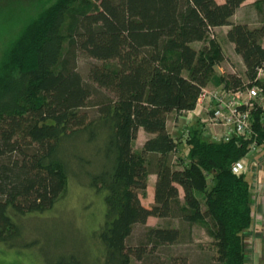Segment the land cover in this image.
<instances>
[{"label": "trees", "instance_id": "16d2710c", "mask_svg": "<svg viewBox=\"0 0 264 264\" xmlns=\"http://www.w3.org/2000/svg\"><path fill=\"white\" fill-rule=\"evenodd\" d=\"M244 1L54 0L20 24L0 50V243L28 247L33 240L21 219L50 210L75 183L103 205L90 234L95 247L86 244V256L53 253L46 264L144 260L180 236L178 227L156 226L144 241L129 242L133 227L150 216L205 224L219 264H245L252 192L248 172H233L231 163L245 155L251 138L210 141L199 124L178 137L167 130L169 114L193 109L209 83L264 88L257 78L264 12L257 26L230 22ZM225 25L245 79L215 73L225 58L208 35ZM79 52L114 63H91L86 81L76 68ZM98 88L111 96L88 105ZM139 128L150 136L134 149ZM255 130L264 141V128ZM180 142L186 151L177 167L171 159ZM150 174L153 203L146 206L141 198Z\"/></svg>", "mask_w": 264, "mask_h": 264}, {"label": "rangeland", "instance_id": "374dc122", "mask_svg": "<svg viewBox=\"0 0 264 264\" xmlns=\"http://www.w3.org/2000/svg\"><path fill=\"white\" fill-rule=\"evenodd\" d=\"M54 0H0V50L14 35L20 24L29 16L35 15L42 8L49 5ZM220 1V0H218ZM259 7H245L240 16H253L251 23L256 25L263 20L259 19L260 12H264V0H260ZM263 3V4H262ZM260 11V12H259ZM224 28L213 30L208 36L223 42L225 54L231 58L221 62L223 74L228 72L239 75L245 79L244 68L234 56L231 47L224 40ZM202 44L196 43L194 46L199 48ZM264 47V38L262 39ZM225 58V56H224ZM76 68L82 75L83 79L88 80L87 73L91 63H114L113 60L108 62L89 58L79 52L76 55ZM231 66V68H229ZM264 79V74L260 76ZM215 84L210 83L209 87ZM110 95L103 88H98V93L88 99V105L99 103L102 95ZM111 96V95H110ZM167 123L168 132L178 137L182 133L183 122L174 112L170 113ZM193 124V123H192ZM195 124V123H194ZM150 134L138 129L136 139L133 142L134 149L140 148L142 143ZM186 148L185 144H178L177 150L172 155V164L180 167L177 163L178 157L184 158ZM175 157H177L175 159ZM175 160V162L173 161ZM155 175L148 176L146 197L141 198V202L149 206L153 203V185ZM210 186V179L207 180ZM180 196L182 191L179 189ZM263 203V204H261ZM258 212H264V200L259 202ZM103 205L101 199L96 196L95 192L84 185L73 183L63 197H60L55 205L48 211L39 214H33L21 219L24 236L27 241H31L28 247L10 248L0 243V264H46L45 258L55 253H64L77 251L79 255L87 254V246L90 244L91 230L96 229L101 220ZM255 214H253V225L250 233L246 236V255L245 264H264V226L255 223ZM255 223V224H254ZM156 226H173L180 229V236L177 241L171 244L160 246L155 250L147 253L144 260L132 258L130 264H219L216 260V251L212 245V239L207 233L206 225L202 223L189 224L181 221L177 217L157 218L148 217L145 224H136L133 227L129 242L137 243L144 241L145 234L149 227ZM86 244H88L86 246ZM151 245L148 246L150 248Z\"/></svg>", "mask_w": 264, "mask_h": 264}, {"label": "built area", "instance_id": "2783aa9c", "mask_svg": "<svg viewBox=\"0 0 264 264\" xmlns=\"http://www.w3.org/2000/svg\"><path fill=\"white\" fill-rule=\"evenodd\" d=\"M263 74L264 64L258 69L257 78ZM178 116L183 122L182 133L187 132V125L195 123L210 141H228L235 136L251 138L245 155L231 163V170L248 172L252 215L255 214L256 224L264 226V212L256 213L259 202L264 200V141H258L255 130V126L264 128V88L248 82L236 88L225 82L205 86L201 88L194 108L182 111Z\"/></svg>", "mask_w": 264, "mask_h": 264}, {"label": "crops", "instance_id": "0c3cea01", "mask_svg": "<svg viewBox=\"0 0 264 264\" xmlns=\"http://www.w3.org/2000/svg\"><path fill=\"white\" fill-rule=\"evenodd\" d=\"M255 0H245L236 10H235V12L233 13V15L230 17V22H232V23H239V22H247L250 26H253V24L251 23V21L250 20H252L253 19V16H249V17H247L246 15H242V16H240V13L244 10V8L247 6V7H253V6H255V4L252 6V4L251 3H253ZM261 16L259 15V19L258 20H261ZM263 19V18H262ZM260 24V22L259 23H257L256 25H254V26H257V25H259ZM218 28H224V40H225V42H227V44L229 45V47H231V49H232V52L234 53V56L236 57V59H238V62H240L241 64H242V67L244 68V65H243V63H242V60H241V57L238 55V54H236L235 52H234V50H233V44L231 43V42H229L227 39H226V31L228 30V28H229V26H227V25H225V26H221V27H217V28H214V30H216V29H218ZM196 43H201L202 45H203V43L202 42H194L193 43V46H194V44H196ZM218 43L220 44V46H221V49H222V51H223V54H224V56H225V61H227V58H231V56H227L226 54H225V50H224V47H223V42H220V41H218ZM201 47V46H200ZM199 47V48H200ZM221 64V63H220ZM229 68H231V66L229 67ZM229 72V71H228ZM215 73L217 74V75H222L223 74V69L221 68V65H217L216 66V68H215ZM210 85V83L207 85V86H209ZM169 118V117H168ZM168 121H169V119H167V123H168ZM139 129H141L142 131H143V129L142 128H139ZM145 132V131H144ZM148 134V133H147ZM180 198H182V196H180ZM151 217V216H150Z\"/></svg>", "mask_w": 264, "mask_h": 264}]
</instances>
